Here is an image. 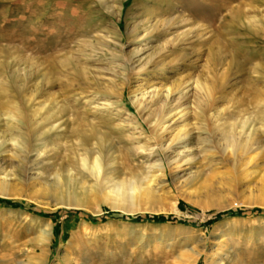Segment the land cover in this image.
<instances>
[{"label": "rangeland", "instance_id": "rangeland-1", "mask_svg": "<svg viewBox=\"0 0 264 264\" xmlns=\"http://www.w3.org/2000/svg\"><path fill=\"white\" fill-rule=\"evenodd\" d=\"M0 264H264V0H0Z\"/></svg>", "mask_w": 264, "mask_h": 264}, {"label": "trees", "instance_id": "trees-1", "mask_svg": "<svg viewBox=\"0 0 264 264\" xmlns=\"http://www.w3.org/2000/svg\"><path fill=\"white\" fill-rule=\"evenodd\" d=\"M252 211H261L258 208H253L251 209ZM229 213H235L234 211L229 212ZM43 214H47V213H43ZM48 215V214H47ZM220 216H222V213H218L210 222L215 221L216 219H218ZM131 219H143L141 216L136 215V216H132ZM144 219H149V220H153V221H170L172 219L171 215H147L145 216Z\"/></svg>", "mask_w": 264, "mask_h": 264}, {"label": "bare ground", "instance_id": "bare-ground-1", "mask_svg": "<svg viewBox=\"0 0 264 264\" xmlns=\"http://www.w3.org/2000/svg\"><path fill=\"white\" fill-rule=\"evenodd\" d=\"M137 54H138V53H137ZM179 111H180V110H179ZM164 116H165V115H164ZM163 124H164V123L161 124V127H162L161 130H162V131L167 130L168 126H167V125L164 126ZM161 130H160V131H161ZM165 148H166V147H165ZM154 151H155V150H153V152H154Z\"/></svg>", "mask_w": 264, "mask_h": 264}]
</instances>
